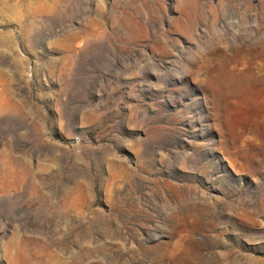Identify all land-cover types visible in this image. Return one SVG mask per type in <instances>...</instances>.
<instances>
[{"label":"rangeland","instance_id":"rangeland-1","mask_svg":"<svg viewBox=\"0 0 264 264\" xmlns=\"http://www.w3.org/2000/svg\"><path fill=\"white\" fill-rule=\"evenodd\" d=\"M0 264H264V0H0Z\"/></svg>","mask_w":264,"mask_h":264},{"label":"bare ground","instance_id":"bare-ground-1","mask_svg":"<svg viewBox=\"0 0 264 264\" xmlns=\"http://www.w3.org/2000/svg\"><path fill=\"white\" fill-rule=\"evenodd\" d=\"M244 72H245V71H244ZM246 72H247V71H246ZM231 75H233V74H231ZM233 76H234V75H233ZM230 77H231V76H230ZM234 77H235V76H234ZM234 77H233V79H235ZM236 77H237V76H236ZM227 78H228V77H227ZM227 78H226V79H227ZM237 78H238V77H237ZM238 80H239V79H238ZM224 81H225V80H224ZM224 81H223V82H224ZM234 81H235V80H234ZM228 83H229V82H228ZM224 84H226V82H224ZM227 85H228V84H227ZM229 86H230V85H229ZM230 88H231V87H230Z\"/></svg>","mask_w":264,"mask_h":264}]
</instances>
